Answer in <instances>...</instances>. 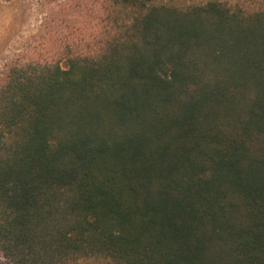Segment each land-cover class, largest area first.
<instances>
[{"label": "trees", "instance_id": "1", "mask_svg": "<svg viewBox=\"0 0 264 264\" xmlns=\"http://www.w3.org/2000/svg\"><path fill=\"white\" fill-rule=\"evenodd\" d=\"M96 11L91 42L0 79V253L264 264V0Z\"/></svg>", "mask_w": 264, "mask_h": 264}, {"label": "rangeland", "instance_id": "2", "mask_svg": "<svg viewBox=\"0 0 264 264\" xmlns=\"http://www.w3.org/2000/svg\"><path fill=\"white\" fill-rule=\"evenodd\" d=\"M102 1L0 0V79L9 64L56 62L91 42ZM0 264L12 263L0 253Z\"/></svg>", "mask_w": 264, "mask_h": 264}]
</instances>
